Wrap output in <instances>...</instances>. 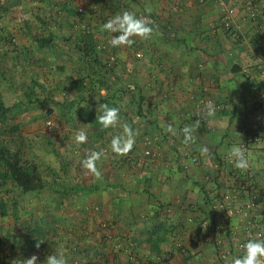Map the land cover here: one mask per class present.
Wrapping results in <instances>:
<instances>
[{
	"label": "crops",
	"instance_id": "obj_1",
	"mask_svg": "<svg viewBox=\"0 0 264 264\" xmlns=\"http://www.w3.org/2000/svg\"><path fill=\"white\" fill-rule=\"evenodd\" d=\"M30 1L0 0V78H23L21 86L14 82L23 91L9 105L14 115L20 106L31 108L32 79L39 78L37 118L17 119L9 150L36 167L43 187L0 186L7 210L28 216L0 239V264L32 255L43 261L58 248L68 264H228L242 255L233 243L246 242L245 218L226 217L216 206L226 188L248 198L227 151L245 138L243 126L258 131L264 120V105L255 103L259 87L242 71L264 67V0H41L38 29L28 21ZM219 1L234 9L237 40L222 27ZM123 10L148 19L150 39L112 48L97 36L101 27L88 30L90 20L97 26V18ZM208 101L216 108L212 117ZM102 102L119 108L121 124L139 133L127 155L111 151V136L123 129L100 126ZM46 120L55 122L52 129ZM168 124L176 135L164 131ZM185 126L194 136L187 144ZM81 129L88 140L76 144ZM92 149L105 153L97 162L100 179L81 164ZM145 150L152 155L143 157ZM250 164L262 186L264 147L253 146ZM217 222L227 234L225 260Z\"/></svg>",
	"mask_w": 264,
	"mask_h": 264
},
{
	"label": "clouds",
	"instance_id": "obj_2",
	"mask_svg": "<svg viewBox=\"0 0 264 264\" xmlns=\"http://www.w3.org/2000/svg\"><path fill=\"white\" fill-rule=\"evenodd\" d=\"M102 29L110 34H114L108 40V45L112 48H120L122 46L131 47L135 44V38L150 39L154 31V27L149 23L147 18H140L135 12L123 10L110 17L102 25ZM106 95V90H100V96ZM101 112L98 122L103 129H116L122 127L123 131L114 134L110 138L111 151L119 156L127 155L136 143V137L139 134L130 124H121L120 109L110 107L108 103L102 102L98 105ZM215 105L212 101H208L205 105V113L208 117L215 115ZM199 115V114H197ZM166 133L176 135V130L172 124L164 127ZM185 144L194 141L193 128L185 126L183 128ZM88 140V134L84 130H79L75 134V143L84 144ZM202 153H207L208 148L202 147ZM104 150H90L86 157L81 161L84 168L88 169L97 179L101 178V172L97 167V162L104 156ZM227 156L236 169L241 171L249 167V154L247 150L240 144L232 145ZM37 241V240H36ZM37 241L36 247H40ZM17 264H68V258L63 248L52 251L43 261H39L36 255L29 258L17 260ZM228 264H264V239H249L243 245V254L235 256Z\"/></svg>",
	"mask_w": 264,
	"mask_h": 264
},
{
	"label": "built area",
	"instance_id": "obj_3",
	"mask_svg": "<svg viewBox=\"0 0 264 264\" xmlns=\"http://www.w3.org/2000/svg\"><path fill=\"white\" fill-rule=\"evenodd\" d=\"M218 5L223 14L222 27L231 38L237 40L239 38L238 32L232 26V18L234 14L233 7L225 5L223 1H219ZM137 56H141V54L138 53ZM242 71L245 78L250 81L255 80V83H257L255 84L256 87H259L255 99L256 105H264V67L260 65H248L245 66ZM45 125L48 129H52L55 122L52 120H46ZM241 131L245 135V138L239 144L243 146L249 154V167L243 171L236 169L238 173H235V175L232 174V176L236 179L238 177H242L244 179V182L246 183L245 188L248 190V198L244 199L237 190L226 188L221 194V198L217 202L216 207L224 210L226 217L240 215L245 218L244 231L247 238L246 241L249 239H264V212L261 216L257 214V210L263 204L262 201L264 200V184L259 187L256 186V172L250 164V156L252 154L253 146L258 145L264 147V120L260 130L258 131H250L245 126L242 127ZM142 155L147 158L152 155V152L150 150H145ZM105 225L106 224L103 226ZM214 232L216 243L219 246L218 254L225 260L229 251L225 250L222 245V242L226 238L227 234L221 222H217V224L214 225ZM234 240V247L243 249L245 241L239 242L236 238H234Z\"/></svg>",
	"mask_w": 264,
	"mask_h": 264
},
{
	"label": "rangeland",
	"instance_id": "obj_4",
	"mask_svg": "<svg viewBox=\"0 0 264 264\" xmlns=\"http://www.w3.org/2000/svg\"><path fill=\"white\" fill-rule=\"evenodd\" d=\"M41 2H42L41 0H31L27 4V7L29 9H31V11H32L31 16L28 17V21H31L30 25L33 26L32 29H38V27L40 28V27L44 26L41 23L42 21L40 19H37L38 15H36V13H34V11H37L36 8L40 7ZM97 14H98V12H97ZM99 14H101V13H99ZM102 17H103V15H102ZM97 19H99V20H97V24L98 23H100V24H98L97 26H95L93 24V26H92V24H91V21H93V19H92L89 21L90 24L89 23L87 24L88 30L91 33V32H93V30L96 29V27H101V32H103V33H102V35H97V36H101V37H104L105 40H109L111 38V36L114 34H110V33L106 32L102 29L103 23H105L108 20V18L104 17V18H97ZM3 22H5L3 24L4 26L6 25V23H9L8 20H4ZM81 27L85 28L86 26L85 27L81 26ZM85 29H87V28H85ZM89 35L92 36V34H89ZM94 36L97 37L96 35H94ZM112 56H114V55H112ZM100 58H103L104 60L106 59L107 61L109 59L107 57H104V55H101ZM104 62L106 64V61H103V63L101 62V65L105 67ZM107 64H109V63L107 62ZM18 79H19V86H21L22 85L21 80H23V78H18ZM18 79L17 78H0V100L5 104V106H9L10 104H12V102L17 101V98L19 95L23 96L22 88L17 89L15 86V83H14L15 80H18ZM32 80L34 82L32 81V91H31L32 100L30 101L32 103L31 108H23V106L22 107L20 106L18 108L19 111H16V114L14 115L12 113L13 111H11L10 106H9V111L6 112L5 117L3 119L0 118V142L4 146H7V149L11 148L10 143H12V140H14L13 139L14 133L12 131L13 130L12 127H14L13 125H14V123H16L17 119L23 120L25 122H27L25 119L34 120L37 118V115L35 114L36 113L35 108H41L40 105H38L39 98L37 97L40 94V89H41L39 78H33ZM64 86H66V84ZM43 127H44V125H43ZM21 132H22L21 130L17 131L18 134L19 133L21 134ZM19 140H24V139H23V137H21V138H19ZM36 215H40V214L36 213ZM27 217L28 216L24 215V212H22L21 210L20 211H12L11 213L9 212L8 215H2V213L0 212V239L3 237V235L7 231L11 230L10 232H12L14 227H15V229H17L18 219L21 220V224H22L24 219ZM10 227L12 229H10ZM15 233H17V231L14 232V234ZM27 233L29 234L30 232H27ZM7 235L8 234H6V236ZM21 235H24V234H21ZM37 235H40V230L37 232ZM20 238H21V236H20ZM1 252H2V254H7L9 252V249L3 247L1 249Z\"/></svg>",
	"mask_w": 264,
	"mask_h": 264
},
{
	"label": "trees",
	"instance_id": "obj_5",
	"mask_svg": "<svg viewBox=\"0 0 264 264\" xmlns=\"http://www.w3.org/2000/svg\"><path fill=\"white\" fill-rule=\"evenodd\" d=\"M43 41H37L40 45ZM96 62H98L95 59ZM9 107L0 100V118H4ZM8 181L15 183L23 191H31L42 188V181L38 176L35 166L24 163L18 152H10L7 146L0 142V186ZM0 212L8 215L9 211L0 200Z\"/></svg>",
	"mask_w": 264,
	"mask_h": 264
}]
</instances>
